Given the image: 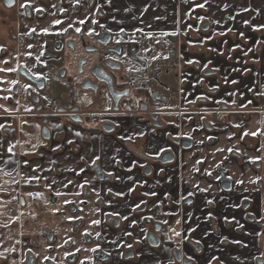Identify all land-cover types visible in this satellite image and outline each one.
I'll return each mask as SVG.
<instances>
[{
    "label": "crops",
    "instance_id": "0c3cea01",
    "mask_svg": "<svg viewBox=\"0 0 264 264\" xmlns=\"http://www.w3.org/2000/svg\"><path fill=\"white\" fill-rule=\"evenodd\" d=\"M18 2L20 8L43 9L42 18L36 21L41 32L60 31L69 24H84L92 30L99 23L130 42L132 52L127 54L131 57L126 54L122 58L124 71L142 75L137 85L145 88L141 97L148 98L150 108L144 115L114 117L115 130L111 133L104 132L100 124L81 129L67 120H58L47 127L42 119H22L18 139L9 144L12 151L8 155L2 153L0 128V264H24L29 253L35 264H170L171 249L155 248L145 242L150 228L144 222L147 217L156 218L158 211L166 210L189 193L196 196V204L187 210L184 235L204 246L206 257L202 262L219 254L228 259L221 239L205 221L209 213L219 221L235 215L230 196L222 193L214 180L219 177L218 168L224 166L240 193L254 194L252 181H256V173L249 162L258 157L264 167V113L252 114L246 120L232 115L218 122L201 114L179 120L172 112L194 103L204 109L233 101L239 106L249 100L251 105L258 104V93L264 91V29L257 31L254 26L264 25V0ZM200 4L204 7H198ZM57 20L61 23L56 24ZM81 20L83 24L79 23ZM245 20L250 23L245 25ZM221 32L225 34L220 35ZM249 48L252 51L248 52ZM25 57L28 59V54ZM189 60L193 63H187ZM48 84L55 103L46 99V104L70 108L72 87L56 78ZM200 96L209 99H197ZM91 98V93L83 94L77 106L97 110L95 103H89ZM25 104L29 107L27 101ZM112 106L105 97L99 107L109 110ZM151 112L159 115L161 127L155 126ZM8 121L0 119V125ZM253 132L257 135L249 134L253 143L250 148L242 137ZM184 136L194 140L196 149L183 153L181 166L154 165V175L145 176L142 168L147 158L159 157L168 149L178 154L179 149L170 143V138ZM232 146L241 159L229 156ZM96 156L100 159L93 164ZM69 180L72 183L65 187ZM238 180L243 183H236ZM81 184L84 186L79 187ZM32 192L40 193L42 198L31 200L28 194ZM153 192L157 198L151 195ZM209 200L216 209L209 207ZM143 203L148 204V209L139 213L140 207L135 206ZM114 213H119L123 221L120 229L107 219L108 215L117 216ZM132 221L136 223L133 225ZM221 232L224 237H231L225 228ZM98 234H104L106 240L102 249L110 256L107 262L95 263L93 258L99 247L95 239ZM87 236H92V241L86 240ZM129 238L140 242L141 247L134 260L126 261L121 249ZM187 253L198 262L193 250L187 248ZM69 255L75 258L69 260Z\"/></svg>",
    "mask_w": 264,
    "mask_h": 264
},
{
    "label": "flooded vegetation",
    "instance_id": "af4514ba",
    "mask_svg": "<svg viewBox=\"0 0 264 264\" xmlns=\"http://www.w3.org/2000/svg\"><path fill=\"white\" fill-rule=\"evenodd\" d=\"M42 16V11H34L30 6L20 8L18 0H11V2L10 0H0V48L3 49L0 50V69H15V71H0V119L9 120L1 130L2 153L4 155L10 154L9 144L18 139L19 125L22 119H42L47 127L49 123L58 120H67L70 124L81 129H89L90 126L100 124L104 132L107 131L103 129V124H110L112 131L107 133H111L115 130V125L112 123L114 117H134L149 112L148 98L143 97L144 100H142L141 97L145 88L137 85V79L142 75L124 71L122 58L127 52H132L129 47L130 42L112 28L99 23L92 30L84 24L80 25L78 26L81 29L79 33L75 31L77 27L68 25H65V28L60 31L41 32L36 21L40 20ZM32 29L35 31L33 32ZM90 31L93 34L89 35ZM83 52H92L96 54V58L89 60L79 57L81 65L91 62V74L80 83H75L71 77V66L76 56ZM26 54H28V59L25 57ZM127 56L131 57L129 54ZM79 72H83L82 68ZM99 76L111 78L115 91L128 92L127 96H123L119 101L117 108H115L109 86L100 81ZM51 78L59 79L72 87L70 108L50 107L46 104V99L55 103L48 84ZM85 93H91V102L98 106L97 110L77 106L78 99ZM105 97H108L113 103L109 110L99 107ZM258 100L257 105L250 104L244 108L237 102L212 109H204L194 103L172 113L177 114L179 120L195 114L211 116L218 122H222L225 117L232 115H240L246 120L252 114L264 113V95H260ZM26 101L30 108L25 104ZM26 109H31V111H26ZM90 114H97L98 120L91 122ZM154 115L157 117L153 118ZM150 118L156 127H161L157 113L151 112ZM207 126L211 127L209 124ZM101 129L97 128L99 131ZM44 131L50 134L48 128H45ZM213 139L211 141L215 142ZM243 139L247 146L252 148L251 136L244 135ZM170 143L179 149V153L168 149L159 157L147 158V164L142 168L145 176L154 175V165L166 167L177 163L181 166L183 153L196 149V144L190 137H172ZM131 145L135 152L142 156V152L133 144ZM229 156L237 160L242 158L233 146ZM249 163L256 173V181L252 187L254 194L240 193L239 187L228 176L226 168L224 166L218 168L219 177L214 180V183L222 193L230 196L229 201L235 215L231 219H227V222L225 219L219 221L214 215L205 220L214 235L221 239V243L228 253L226 255L228 259L219 254L220 256H215L218 259H211L212 264H264V219H261L264 216V167L261 159ZM96 170L100 174V170L98 168ZM100 178H103L102 175ZM155 197L157 198V195H154ZM182 197L186 199H182ZM39 198H42V195H39ZM195 204L196 196L194 194L182 195L179 200L173 201L166 210H161L160 213L158 211L156 218L147 217L145 219L144 224L150 228L146 232L145 242L155 248L171 249V262L174 264H209V261L202 262V259L206 257L204 246L184 235L187 210L194 207ZM209 207L216 209L213 202L209 204ZM147 209L148 204L143 203L138 211L146 213ZM165 213H169V215H165ZM107 219L115 229H120L123 224L122 219L118 216L108 215ZM177 220L180 221L179 224L176 223ZM163 221H167V223H163ZM224 228L231 236L227 237V240L221 232ZM173 229L180 232L181 235L175 236ZM167 232L171 233L168 237ZM258 233L259 235H257ZM95 239L99 244L93 254L95 263L109 261L110 256L102 249L103 243L106 242L104 234H98ZM86 240L92 241V236H87ZM234 241H241V243H234ZM140 245V242L133 239L124 243L121 249L124 260H134L139 253ZM187 248L198 255V262L195 258L192 261L187 259L190 256L187 253ZM29 256L32 257L33 264H35V258L31 253L27 255L24 264ZM74 258L75 255L68 256L69 260ZM49 264H54V262L51 261Z\"/></svg>",
    "mask_w": 264,
    "mask_h": 264
},
{
    "label": "snow or ice",
    "instance_id": "6c2138e0",
    "mask_svg": "<svg viewBox=\"0 0 264 264\" xmlns=\"http://www.w3.org/2000/svg\"><path fill=\"white\" fill-rule=\"evenodd\" d=\"M10 2H11V0H10ZM76 2L79 3V0H76ZM206 2H207V0H206ZM22 6H23V5H22ZM53 7H54V6H53ZM198 7L203 8L204 5H203V4H200V5H198ZM36 11H43V9H39V8H38V9H36ZM244 11H249V9H248V8H245ZM257 11H259V10H257ZM230 18H234V17H230ZM94 22H95V21H94ZM55 23H56V24H60L61 21L57 20V21H55ZM79 23L83 24L84 21L81 20V21H79ZM216 23H219V21H216ZM249 23H250V22H249L248 20H245V21H244V24H245V25H247V24H249ZM69 27H72V25L69 24ZM260 29H264V25L254 26V30H257V31H258V30H260ZM32 31L34 32L35 29H32ZM43 31L47 32V29H44ZM64 31H67V29H64ZM75 31L79 33V32L81 31V29L77 27V28L75 29ZM121 31H123V29H121ZM229 31H232V29H229ZM88 34L91 35V34H93V32L90 31ZM172 34L175 35V33H172ZM224 34H225V33H223V32L220 33V35H224ZM240 36L243 37V36H244V33L241 32V33H240ZM29 47H32V45H29ZM235 47L238 48V47H240V45H236ZM0 50H3V49L0 48ZM233 50H234V49H233ZM247 51L250 52V51H252V49L249 48ZM244 54L247 55V52H245ZM5 63H6V61H5ZM187 63L191 64V63H193V61H192V60H189V61H187ZM205 67H207V65H205ZM0 71H15V69H0ZM13 83H15V82H13ZM232 83H237V81L233 80ZM251 90H252V89H249V91H251ZM229 95H235V93H230ZM258 95H264V93H258ZM4 98L7 99V97H4ZM197 99H209V97L200 96V97H197ZM191 102L194 103L195 101H191ZM89 103H91V101H89ZM217 103H219V101H217ZM233 103H235V101H233ZM251 103H252V101L249 100V101H247L246 104L241 105V107H242V108L247 107V105H248V104H251ZM6 111H7V109H6ZM26 111H31V109H26ZM2 127H3V125H0V128H2ZM236 127H240V125H236ZM249 134H251V135H253V136L257 135L256 132H253V133H244V135H249ZM76 135L79 136L80 133H76ZM242 138H243V137H242ZM68 143H72V142H71V141H68ZM201 143H202V141H201ZM11 151H12V149H11V147H10V148H9V152H11ZM217 151H223V149H217ZM228 151H232V149H228ZM81 159H83V157H81ZM99 159H100V156H96V157L94 158V160L92 161V163L95 164V162H96L97 160H99ZM113 159H115V158H113ZM257 159H259V158H258V157H257V158H253V162H255V160H257ZM115 162H116V163H119L118 160L115 161ZM23 163H24V164H27L28 162H27V161H24ZM197 163H200V161H198ZM141 167H143V165H141ZM130 170H131V169H129V171H130ZM80 171L83 172L84 169H80ZM161 171H163V169H161ZM197 171H198V169H197ZM5 174H6V175H11V173H5ZM208 174L211 175V173H208ZM109 175H112V173H109ZM29 179H39V177H30ZM117 179H119V177H117ZM129 179H131V177H129ZM252 182L254 183L255 181H252ZM53 183H55V181H53ZM71 183H72V181L69 180V181L67 182V184H65L64 186L67 187L68 184H71ZM86 183H88V181H85V184H86ZM236 183H243V181H242V180H238V181H236ZM83 186H84L83 184L79 185V187H83ZM197 187H198V186H197ZM108 191L111 192L112 189H108ZM129 191H132V189H129ZM200 191H207V189H200ZM61 194H62V193H60V192H55V195H61ZM77 194H78V193H77ZM116 194H117V195H123V193H116ZM147 194H148V193H146V195H147ZM28 195H32V194L29 193ZM37 195L39 196V195H41V194H40V193H37ZM151 195L154 196V195H156V193L153 192V193H151ZM189 195H192V193H189ZM182 199H186V198L182 197ZM212 202H213V201H211V200L207 201V203H209V204H211ZM65 203H69V201H65ZM139 207H140L139 204H137V205L135 206V208H139ZM157 207H158V205H157ZM135 208H133V211H135ZM114 215H117V216H118V215H120V214H119V213H114ZM165 215H169V213H165ZM211 215H212V214L209 213V216H211ZM123 219L127 220L128 217H127V216H124ZM227 219H228V218L225 217L226 222H227ZM233 219H234V218H233ZM261 219H264V216H262ZM93 223L98 224L99 221H93ZM135 223H136V221H132V224H133V225H134ZM163 223H167V221H163ZM176 223L179 224L180 221L177 220ZM241 227H243V226L241 225ZM172 231L174 232L175 236H180V235H181V233L178 232V231H175V229H173ZM126 235H131V233H126ZM257 235H259V233H258ZM225 240H227V237H225ZM196 243H199V241H196ZM234 243H241V241H234ZM128 247H131V245H128ZM45 259H48V257H45ZM187 259H188L189 261H192L193 257L188 256ZM216 259H218V257H212V260H216ZM170 264H174V262H170ZM209 264H212L211 260L209 261Z\"/></svg>",
    "mask_w": 264,
    "mask_h": 264
},
{
    "label": "rangeland",
    "instance_id": "374dc122",
    "mask_svg": "<svg viewBox=\"0 0 264 264\" xmlns=\"http://www.w3.org/2000/svg\"><path fill=\"white\" fill-rule=\"evenodd\" d=\"M79 57L81 58H87L89 60L96 58V54H93L92 52H83L80 55H77L76 58L73 60L72 63V79L75 83H80L83 79L88 78L90 76L91 72V62L86 63L84 65L80 64V61L78 60ZM82 68V73H80V69Z\"/></svg>",
    "mask_w": 264,
    "mask_h": 264
},
{
    "label": "water",
    "instance_id": "95a60500",
    "mask_svg": "<svg viewBox=\"0 0 264 264\" xmlns=\"http://www.w3.org/2000/svg\"><path fill=\"white\" fill-rule=\"evenodd\" d=\"M98 79L104 83H106L109 86L110 89V93L113 97L114 103H115V108L118 107V103L119 101L123 98V96H127L128 92H118L114 90L113 84H112V80L111 78H105V77H101L99 76ZM157 116L154 115L153 118H156ZM103 129L107 132L112 131V128H110V124H103ZM187 141V140H186ZM158 242V241H157ZM26 264H33V259L31 256H29Z\"/></svg>",
    "mask_w": 264,
    "mask_h": 264
},
{
    "label": "built area",
    "instance_id": "2783aa9c",
    "mask_svg": "<svg viewBox=\"0 0 264 264\" xmlns=\"http://www.w3.org/2000/svg\"><path fill=\"white\" fill-rule=\"evenodd\" d=\"M97 120H98L97 119V114H95V115L94 114H90V121L91 122H96ZM37 193L38 192H32L31 193L32 195H30V199L33 200V201L34 200H37L39 198V196L37 195ZM170 235H171V233L170 232H167V237L170 236Z\"/></svg>",
    "mask_w": 264,
    "mask_h": 264
}]
</instances>
